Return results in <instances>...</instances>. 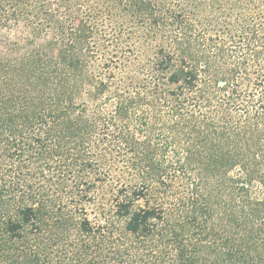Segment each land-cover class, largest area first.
Masks as SVG:
<instances>
[{
	"label": "trees",
	"instance_id": "obj_1",
	"mask_svg": "<svg viewBox=\"0 0 264 264\" xmlns=\"http://www.w3.org/2000/svg\"><path fill=\"white\" fill-rule=\"evenodd\" d=\"M260 12L264 0H0V264H264ZM101 18L154 38L149 91L115 86ZM145 101L170 104L163 143L132 127ZM104 147L130 176L96 205Z\"/></svg>",
	"mask_w": 264,
	"mask_h": 264
},
{
	"label": "rangeland",
	"instance_id": "obj_2",
	"mask_svg": "<svg viewBox=\"0 0 264 264\" xmlns=\"http://www.w3.org/2000/svg\"><path fill=\"white\" fill-rule=\"evenodd\" d=\"M252 20L259 24L264 23V14L258 13L249 15ZM118 24V25H117ZM111 22L105 18H101L98 22L100 41L105 44L109 53H118L119 71L116 74L115 86L124 92L127 96H134L137 93L145 92L143 86L147 87L149 91L152 86V78L148 72L149 69V53L156 48V42L152 39H145L144 30L129 22ZM236 55V54H235ZM238 60V56L235 57ZM142 87V88H141ZM250 92L243 89L240 100L241 106L247 107V102L250 101ZM213 102L209 106L216 107L220 98L215 96ZM170 104L164 102L157 103L156 113L149 108L147 101L143 102L141 106L137 107L132 115V127L140 130L139 138L144 141L147 137H151L156 143L164 141L163 133L164 125L172 123ZM105 107H114L110 104ZM207 109V108H206ZM152 128V132L148 133ZM100 154L98 153L95 159L96 173L94 177H98L100 182L93 187L95 191L94 202L96 205L100 204L104 195L108 193L113 187L120 185L129 176L128 159L125 157L124 151L118 147L112 151L107 148H102ZM93 178V177H92ZM91 178V179H92ZM94 179V178H93Z\"/></svg>",
	"mask_w": 264,
	"mask_h": 264
}]
</instances>
